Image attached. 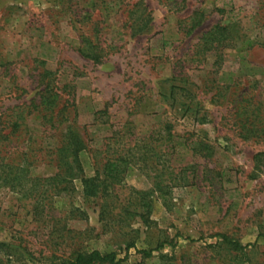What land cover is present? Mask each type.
Returning <instances> with one entry per match:
<instances>
[{"label": "rangeland", "instance_id": "1", "mask_svg": "<svg viewBox=\"0 0 264 264\" xmlns=\"http://www.w3.org/2000/svg\"><path fill=\"white\" fill-rule=\"evenodd\" d=\"M216 26L232 40L196 55ZM45 73L60 125L25 116L20 140L0 146V172L32 137L28 177L69 181L46 156L67 127L84 142L82 171L57 196L43 182L0 181V242L10 247L1 264L92 251L122 264H264V132L242 130L239 116L252 99L264 119V0H0L4 134L17 107L39 103ZM118 159L109 178L104 165ZM93 178L86 197L82 180Z\"/></svg>", "mask_w": 264, "mask_h": 264}, {"label": "trees", "instance_id": "2", "mask_svg": "<svg viewBox=\"0 0 264 264\" xmlns=\"http://www.w3.org/2000/svg\"><path fill=\"white\" fill-rule=\"evenodd\" d=\"M190 24V31L200 25V19L197 18V14H194V17L191 18ZM231 40L232 39L228 34L227 27L216 26L211 31L202 36L200 40L201 42L197 46L199 51L196 55L202 57L208 52H211L213 50L216 51L225 42H230ZM88 58L91 59L92 57L88 56ZM47 75L48 73H45L43 77V79H47V81L44 89L40 93L39 103L37 105L31 103L30 106L17 107V111L12 113L15 118L13 116L9 117V119L6 118V127L9 129V132L4 134L3 131L0 130V146L3 141H9L11 138H15L17 141H19L20 135L18 133L21 126H23L25 116H29L34 112L37 113V116L42 121L48 123V125L51 124V128L57 129L58 124L60 125V122H58V112H53L56 107L57 94L54 92V89H52V82L49 78H47ZM240 103H246L245 106L240 107L241 113L239 114V116L242 117V120H240V123L243 124L242 130H249L250 133L264 132V119H262L260 112L261 104L255 103L252 99L243 100ZM96 114L103 116L106 114V110L99 111ZM126 125H131V122H127ZM246 125H250V129H247ZM170 131L171 126L167 122L160 129V132H164L165 134L167 133L169 139L172 138ZM110 139L111 138H109L108 140ZM32 140V137L28 138V140L26 141V143L28 142V146H25L26 150L22 151L20 154L18 153L16 162L15 160L12 161V166H4L6 170L0 172V181L2 180L6 184L15 183L16 186L20 187V189L22 190L27 183H31L33 187H31L32 190H36L35 188L38 186V183L43 182L48 187H53L54 191L57 193L53 194V196H57L59 193L65 190L61 189L60 185L71 182L76 175L72 172L77 170L79 173H81L82 170L78 161V154L84 150V142L75 129H73L72 127H67L66 130H64L63 140L60 142L59 146L55 148L54 151L46 152V156H49L50 162H54L58 167L60 166V168L66 169V173L69 174V181H66V179L60 177L59 175L42 180L32 179L28 177L27 168L31 167L34 163L37 162V158L35 154L32 153L33 150L29 145ZM29 148L31 150H29ZM203 150L208 152L209 148L207 146H203ZM255 161L256 172L261 173L262 171H264V165L263 167H259L261 166L262 161L264 162V154H257L255 156ZM124 163H126L124 159H118L114 162L108 161L104 165V173L107 174L109 178H111L116 173H118L119 164ZM96 181V178L82 180V184L85 188L84 194L86 197L95 196L96 190L98 188V185L95 183ZM29 195H31L30 191ZM218 238L220 239L221 243L227 245L233 251H240L243 249V247H241L238 243L232 242L223 235H218ZM130 248L131 246H127L126 251H128ZM157 249H159V247ZM2 250L10 251V247L5 243L0 242V251ZM142 254L145 257H149L151 255V252L143 251ZM58 260L59 262L57 264H122L123 262L122 260H117L116 256L113 253L102 255L97 251H92L89 253L75 252L67 259ZM1 263L2 262L0 260V264Z\"/></svg>", "mask_w": 264, "mask_h": 264}]
</instances>
